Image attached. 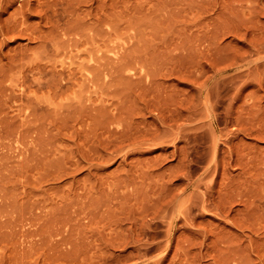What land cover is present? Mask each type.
<instances>
[{"label":"rangeland","instance_id":"rangeland-1","mask_svg":"<svg viewBox=\"0 0 264 264\" xmlns=\"http://www.w3.org/2000/svg\"><path fill=\"white\" fill-rule=\"evenodd\" d=\"M0 264H264V0H0Z\"/></svg>","mask_w":264,"mask_h":264}]
</instances>
